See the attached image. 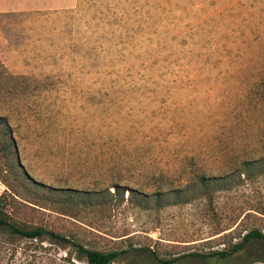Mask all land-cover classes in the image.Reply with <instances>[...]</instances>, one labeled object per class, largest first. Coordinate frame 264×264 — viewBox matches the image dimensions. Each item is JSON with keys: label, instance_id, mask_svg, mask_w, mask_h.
Wrapping results in <instances>:
<instances>
[{"label": "rangeland", "instance_id": "1", "mask_svg": "<svg viewBox=\"0 0 264 264\" xmlns=\"http://www.w3.org/2000/svg\"><path fill=\"white\" fill-rule=\"evenodd\" d=\"M0 117L30 178L0 149L15 226L145 248L112 264H264V238L233 249L264 234V0H22L0 13ZM0 264L87 262L0 227Z\"/></svg>", "mask_w": 264, "mask_h": 264}, {"label": "trees", "instance_id": "2", "mask_svg": "<svg viewBox=\"0 0 264 264\" xmlns=\"http://www.w3.org/2000/svg\"><path fill=\"white\" fill-rule=\"evenodd\" d=\"M6 126L7 124L5 123V119L0 117V149L3 152L6 161L8 162V168L12 172L14 178L16 179H18V177L21 178L22 183L23 181L28 182L30 179L29 175L26 173L23 166H22V171L20 170L21 168L20 164L18 163V161L14 160V155L11 153L13 147V140H12V136L10 135V131L6 129L8 128ZM53 190L57 193L58 197L63 196L62 199L63 201L70 202L71 204L73 202L72 199H75L78 196H82L81 194H84V191L79 193L77 190L71 188H60ZM49 195L53 197V194L50 193ZM9 218L10 216L5 210V205L0 199V227L5 228L6 231H8V233L13 235H18L21 237L37 239L38 237H41L45 232H48L54 239L60 241V243L70 244L73 247L76 257L84 258L87 264H112L117 260H121L124 255H128V254L133 255V253L130 252L145 253V251H142L145 250V248L142 249L140 247H133V245L128 246L129 248L127 247L123 249L109 250V251H102V250L88 248L79 242L71 241L60 234L47 231L42 227H35L32 229L20 228L12 224L9 221ZM256 237L264 238V234H262L259 231L253 230L245 235V239L256 238ZM234 246L236 247V245ZM136 255L137 257L141 258V254H136ZM210 256L211 257L215 256L214 262L210 264H217L220 263L221 261H229L230 259V256H228L225 251H213L210 254ZM156 259L160 264H185L183 262H178L180 259L178 257L177 258L156 257ZM134 264H138V263H134Z\"/></svg>", "mask_w": 264, "mask_h": 264}, {"label": "crops", "instance_id": "3", "mask_svg": "<svg viewBox=\"0 0 264 264\" xmlns=\"http://www.w3.org/2000/svg\"><path fill=\"white\" fill-rule=\"evenodd\" d=\"M22 10V0H0V13Z\"/></svg>", "mask_w": 264, "mask_h": 264}, {"label": "flooded vegetation", "instance_id": "4", "mask_svg": "<svg viewBox=\"0 0 264 264\" xmlns=\"http://www.w3.org/2000/svg\"><path fill=\"white\" fill-rule=\"evenodd\" d=\"M247 234V233H246ZM245 234V235H246ZM245 235L243 236V238H242V241L241 242H238V243H235L234 245H236V247L233 245V249H236V248H238L239 246H241V245H243V243L245 242V241H247V240H249V239H245ZM219 251H225V250H219ZM226 253H227V255L228 256H230V254H229V252L228 251H225ZM245 260L243 259V258H240V259H238L237 260V264H240L241 262H244ZM248 264H250V263H248Z\"/></svg>", "mask_w": 264, "mask_h": 264}]
</instances>
